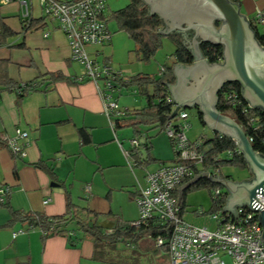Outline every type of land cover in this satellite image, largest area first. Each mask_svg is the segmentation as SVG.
<instances>
[{"label":"crops","instance_id":"crops-1","mask_svg":"<svg viewBox=\"0 0 264 264\" xmlns=\"http://www.w3.org/2000/svg\"><path fill=\"white\" fill-rule=\"evenodd\" d=\"M109 1L115 9L124 3H130V0ZM109 1L107 16L112 11L119 10L111 8ZM239 6L241 13L253 22L257 9L264 11V0H240ZM1 7L0 5V65L6 68L11 81L19 85L36 83L40 90L19 100L16 93L3 91L0 87L3 91L0 95V135L13 136L17 129H21L29 133L32 141L25 159L14 158L6 147H0V189L6 187L10 191L7 197L9 207L0 204V264H157L142 260L137 254L136 248H139L142 240L136 245L121 244L123 248L118 245L96 252L94 243L88 239L78 247H71L68 238L63 236L49 237L44 242L43 232L38 229L30 230L26 224L13 221V212L47 217L65 214L66 186L72 194L74 204L101 215V222L105 225H114L117 221L131 224L139 218L136 197L139 186L145 185L146 174L163 165L174 164L176 153L171 139L160 128L151 127V133L139 130L141 138L138 139L142 148L136 151V157L150 162L132 171L103 113L96 85L89 81L75 82L74 78L84 70L81 65L71 61L67 37L57 23L44 17L40 2L39 9L36 10L32 0L33 13L29 23L21 20L22 9L17 2ZM37 11L40 15L35 16ZM3 27L8 30L7 34L3 32ZM214 27L218 30L220 22L214 21ZM164 28L163 23L161 31ZM113 30L118 31L117 24ZM257 30L259 32L258 27ZM45 33L49 36L45 37ZM118 35H121L120 38L123 36L122 33ZM163 36L160 57L153 59L155 69L158 71L165 68L166 73H172L174 82L171 85H176L178 79L175 68L178 65L195 66L196 62L176 63L174 54L177 47L170 39L171 36H178L183 46L191 51L179 34ZM114 39L115 37L105 45L108 46L106 50L109 56H105L103 61L114 66L123 78L129 80L137 75L159 77L151 67L137 58L135 46L132 47L131 43H127L130 53L128 60L118 61L117 43ZM105 46L89 47L88 52L91 57L101 58L104 56ZM56 74H62L65 80L51 83L49 75ZM123 94L119 102L124 109L130 111L147 107V100L139 89L130 88ZM169 95L174 102L172 94ZM132 103H137L138 106L132 108ZM188 110L191 109L183 110L189 114V118L183 123L189 124L190 129L191 115ZM193 110L198 117V110ZM200 123L208 134L202 133L189 140L202 141L204 147L207 140L219 133L211 131L204 121V124ZM81 130L89 135V143L83 142ZM118 131L116 135L119 139ZM144 145L149 147L148 152ZM38 163L52 170L53 176L36 168L34 165ZM221 175L235 182L247 179L236 180L231 174L224 175L223 171ZM185 185L177 189L178 198L184 192ZM88 186L91 188L89 193L86 191ZM190 197L189 194L186 198L184 219L196 226L214 229L215 221L206 215H200L199 208L190 209ZM48 199L50 202L44 205L43 202ZM19 230L24 232L14 237ZM157 250H164L168 258L167 249Z\"/></svg>","mask_w":264,"mask_h":264},{"label":"built area","instance_id":"built-area-1","mask_svg":"<svg viewBox=\"0 0 264 264\" xmlns=\"http://www.w3.org/2000/svg\"><path fill=\"white\" fill-rule=\"evenodd\" d=\"M17 2L22 9L24 23H29L32 18V0H0V5ZM40 7L47 20L56 22L58 28L66 35L71 61L83 67V73L74 78L76 83L92 82L96 85L103 105V113L112 128L115 139L127 161L128 167L134 171L138 163L133 158L134 153L141 149V142L133 138L127 142L130 148L124 147L125 141H120L116 135L117 121L127 116L128 110L120 105V97L125 90L130 88L119 84L126 83L121 72L115 70L105 61L91 57L89 47H102L112 41L107 18V0H40ZM255 25L264 26V11L257 9L253 20ZM49 34L45 33V37ZM165 74V68L159 71V76ZM34 83L20 84V92L24 89L35 88ZM226 101L233 107L241 105V100L236 92L227 93ZM167 103L175 104L171 98ZM251 108V106H250ZM189 118L186 111H179L176 120L168 124L166 135L171 139L177 162L163 165L154 172H148L145 185L139 186L136 203L139 211L137 221L131 223V228L138 230L141 227L157 225L161 228H170V238L162 236L156 238L157 249L168 247V262L166 264H264V241L261 242L263 228L259 222V213L247 206L237 209L239 218L229 212L220 211L209 214V218L216 223L214 229L205 226H196L184 219L179 200L175 192L187 180L194 179L197 168L204 164L201 152L202 141L191 142L186 131L189 124L183 121ZM0 140L16 158L25 159L27 149L31 146L29 133L17 129L13 136L0 135ZM252 142V139H249ZM239 153H241L238 150ZM229 155H231L229 153ZM210 176L218 177L219 170L208 168ZM202 173V174H204ZM201 174V175H202ZM87 187V193L90 192ZM10 191L6 187L0 189V204L7 201ZM222 194L220 189L214 191L211 200ZM258 202L264 206V196L256 195ZM50 200H45L47 205ZM205 215L204 211H198ZM19 230L14 237L23 233ZM108 233H112L109 230Z\"/></svg>","mask_w":264,"mask_h":264},{"label":"trees","instance_id":"trees-1","mask_svg":"<svg viewBox=\"0 0 264 264\" xmlns=\"http://www.w3.org/2000/svg\"><path fill=\"white\" fill-rule=\"evenodd\" d=\"M232 3L240 4V0H229ZM106 20L114 21L118 26V31H123L128 34L135 44V54L137 58L144 63H149L153 60L162 49V41L164 36L159 32L163 27V21L158 15H150L148 6L142 0H130V3L118 11L111 12ZM252 27L256 32V37L259 43L264 46V34H260L254 22L251 21ZM3 32L7 34L4 27ZM4 34V33H3ZM4 34V35H5ZM2 32L0 33V36ZM170 39L177 47L174 54L176 63L192 64L194 57L182 44L178 36H171ZM201 52L210 64H217L225 60V48L223 45H214L211 43H203L200 47ZM51 83L65 80L62 74L49 75ZM174 82L172 73H166L158 78L137 75L129 79L126 83L119 81L126 88H137L140 94L145 96L147 100V107L141 110L128 111L125 119L117 121L116 132L118 130L128 128L129 126L135 129L139 124L147 126H156L165 131L170 122L174 105L167 103L170 98L168 86ZM36 84V83H34ZM0 87L3 91L16 93L19 100H22L30 93L38 92L40 87L36 84L35 88L24 89L20 92V85L11 81L7 75V70L3 65H0ZM152 89V92H150ZM0 90V95L1 92ZM236 92L241 100V105L233 107L225 99L227 93ZM217 109L221 114L228 115L235 119L244 129L248 139H252V146L262 157H264V109L250 108V105L243 97V88L237 81L227 82L218 93ZM199 120L203 123V114L197 111ZM204 124V123H203ZM81 138L84 143L90 142L89 135L83 130L80 131ZM136 137L140 136L137 130ZM146 152L149 147L144 145ZM0 147H6L0 140ZM236 142L227 136L217 134L213 139L207 140L202 147V154L204 157L203 168H197V175L208 172V168L212 167L213 170H219V176L225 166L239 167L244 170H249V165L244 156L238 152ZM229 153L231 155H229ZM138 153H134V159L138 163V167L149 163L137 158ZM14 158H16L13 155ZM175 162L177 158L175 157ZM36 168L43 169L53 176L52 170L47 168L42 163L34 165ZM17 174V172H15ZM192 180V179H191ZM187 180L184 184L189 183ZM183 184V185H184ZM220 189L222 194L216 199L212 200V207L209 214L220 212L224 210L227 203L228 194L224 188L214 183L208 178H200L195 184L191 185L184 190L181 197L178 198L179 205L184 214L186 208V198L189 194L207 190L212 198L214 191ZM65 199H66V212L63 215L55 217H47L39 214L21 215L20 213L13 212L14 222H21L26 224L30 230L38 229L43 232V241L53 236L67 237L71 247H78L84 240L88 239L95 245L96 252L106 247H117L121 244L136 245L138 242L147 237L157 238L158 236L164 237L166 240L170 238V228H161L157 225H150L148 227H141L138 230L131 228V224L117 221L114 225H105L101 222L102 216L88 210L86 207H78L73 202V197L70 190L64 186ZM9 199L3 206L9 207ZM112 230V233H108ZM162 249H167L165 246ZM98 255V254H97Z\"/></svg>","mask_w":264,"mask_h":264},{"label":"water","instance_id":"water-1","mask_svg":"<svg viewBox=\"0 0 264 264\" xmlns=\"http://www.w3.org/2000/svg\"><path fill=\"white\" fill-rule=\"evenodd\" d=\"M142 1L149 6L150 15L161 17L165 28L159 34H179L196 62L195 66L178 65L175 68L178 83L168 86L175 104L170 120L175 119L181 110L197 109L203 114V121L211 131L236 142L249 165V172L253 174L250 180L235 182L221 176L209 177L204 173L187 183L184 190L200 178H208L226 190L228 198L225 212L239 218L237 209L247 206L259 213L258 219L264 230V206L256 198L257 193L264 196V157L254 150L243 127L217 109L219 91L225 83L233 81L241 84L243 97L251 108L264 109V46L257 40L256 32L241 13L240 6L229 0H202L204 5L212 9L210 13L202 7L188 12L182 9L179 13L178 8H172L170 0ZM214 21L220 22L218 30L214 27ZM197 40H201L200 43L223 45L225 60L221 64H210L198 46L200 43L193 50L192 44Z\"/></svg>","mask_w":264,"mask_h":264},{"label":"rangeland","instance_id":"rangeland-1","mask_svg":"<svg viewBox=\"0 0 264 264\" xmlns=\"http://www.w3.org/2000/svg\"><path fill=\"white\" fill-rule=\"evenodd\" d=\"M107 1H109V0H107ZM33 2H34L35 9L38 10L40 0H33ZM109 4L111 5L110 1H109ZM5 5H7V4H5ZM1 6L3 7L4 5H1ZM126 6H127V4L124 3L123 5H120V7H117V9L120 10V8L122 9V8H125ZM111 8L115 9V6L113 7V5H111ZM117 9H115V10H117ZM36 15L38 16V15H40V13H38V11H37L35 16ZM21 20H22V18H21ZM108 24L112 30L111 31L112 32V38L115 37L114 40L117 43L116 44L117 60L118 61L128 60L130 53L128 50L129 48L127 47V43H131V45H133L132 47H134L135 46L134 42L131 40V38L128 36V34L126 32L113 30V29H115V26H116V23L114 21H109ZM258 29H259L260 33H264V26H258ZM121 33L123 35L122 38H120L121 35L120 36L118 35ZM107 47L108 46H105L104 56L99 58V61H103L105 56H109V53L106 50ZM161 51H162V49H161ZM162 54L163 53H161V55ZM155 57L156 58L160 57V51L157 52ZM154 62H155L154 60H151L149 63H145V65L147 67H151L154 70L155 74H157L159 76L160 70L157 71V69H155L156 66H155ZM114 69H115V67H114ZM124 95L125 94H123V96ZM132 106L137 107L138 104L132 103L131 107ZM134 107H132V108H134ZM130 111H132V110H130ZM188 111L191 115L190 119H189V123L191 124V128L186 131L187 138L188 139L189 138L194 139V137L201 136L202 133H203V135L208 134L207 130H205L206 131V133H205L204 127L200 123V121L196 115L195 110L192 109V110H188ZM127 118H125V119H127ZM137 130L148 132V133H151L153 131L150 126H147L145 124H139V126H137L136 129L132 126H129L128 128H124L123 130H119L118 132H119L120 141H124V139H126V142H124L126 149L130 148V143L127 141L132 140L133 138H138L135 136ZM139 138H141V135L139 136ZM141 148H142V145H141ZM222 171H223L224 175H227V174L233 175V178L236 180H245L246 178H247L246 180H250L251 178H253V174L250 173L249 170H244V169H241L239 167L225 166V167H223ZM190 195H191L190 200H189V203L191 206L190 209L199 208L200 209L199 211L203 210L206 213L205 215L207 217H209V211H210V207H211V203H212L211 196H210L209 192L207 190H202V191L192 193ZM119 247L123 248L122 245ZM132 249H135V247H133ZM136 251L138 252L137 254L140 257H142V260H146V261L150 260L151 262H154L157 264H166L168 262V258H167L165 251L164 250H161V251L157 250L156 239L153 237H147V238L143 239L141 241V243L139 244V248L138 247L136 248Z\"/></svg>","mask_w":264,"mask_h":264},{"label":"flooded vegetation","instance_id":"flooded-vegetation-1","mask_svg":"<svg viewBox=\"0 0 264 264\" xmlns=\"http://www.w3.org/2000/svg\"><path fill=\"white\" fill-rule=\"evenodd\" d=\"M169 3L172 5L173 9L177 10V8H178L179 9V11H178L179 13H180V11L182 9H184V11L188 12L189 10L195 9L197 7H202L204 9V11L207 12V13L212 12V9L209 6L204 5L202 0H170ZM157 6L159 8L160 7L163 8L161 4H157ZM185 8H187V9L185 10ZM173 9L172 10L169 9V10L174 12L175 10H173ZM200 42H201V40H197V42H193V44H192L193 50H195L197 48V44H199ZM203 43H200L198 45L199 48L201 47V45Z\"/></svg>","mask_w":264,"mask_h":264}]
</instances>
